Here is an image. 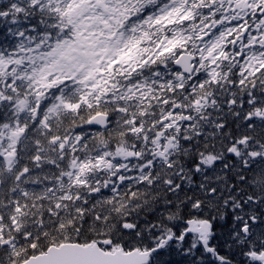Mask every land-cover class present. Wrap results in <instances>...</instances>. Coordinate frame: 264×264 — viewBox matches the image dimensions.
Instances as JSON below:
<instances>
[{"label":"snow or ice","instance_id":"6c2138e0","mask_svg":"<svg viewBox=\"0 0 264 264\" xmlns=\"http://www.w3.org/2000/svg\"><path fill=\"white\" fill-rule=\"evenodd\" d=\"M0 264H264V0H0Z\"/></svg>","mask_w":264,"mask_h":264}]
</instances>
